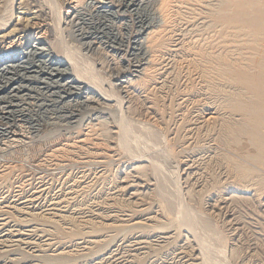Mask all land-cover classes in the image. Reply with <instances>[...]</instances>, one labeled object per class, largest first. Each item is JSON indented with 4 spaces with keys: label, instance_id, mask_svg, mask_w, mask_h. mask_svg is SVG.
Here are the masks:
<instances>
[{
    "label": "rangeland",
    "instance_id": "1",
    "mask_svg": "<svg viewBox=\"0 0 264 264\" xmlns=\"http://www.w3.org/2000/svg\"><path fill=\"white\" fill-rule=\"evenodd\" d=\"M0 1L4 5L10 0ZM228 1L225 5H219L220 0H187V2L186 0H165V3L164 0H57L60 11H62L61 17L68 23L67 30L63 31L59 43L65 51H69H67L68 53L76 51V60H79L77 62H80L84 68L87 66L86 70H92L91 83L99 89L102 88L101 91L104 90L102 92L108 93L111 104L110 107L85 106L79 102L77 97H65L60 93L59 96L62 95V98H57V88L54 87L56 84L52 85L53 80H48L45 76L40 75L35 79L33 78L30 81L31 84L29 83L30 93L27 92L28 96L25 97L24 103L30 105L23 106L30 111L26 112L29 115L25 117V122L18 123L14 129L0 119V222L2 224V222L7 221L6 225L0 226V264H264L263 210L254 203H244L245 206L240 204L239 206H242L243 209L234 206L236 209L239 208L238 211L233 205L231 206V203L223 204L229 192L235 191L233 193L239 194L243 189L234 179V174L237 173L238 169H241L239 166H244L243 170L248 167L249 170L247 168L245 171L250 173L252 177V182L248 186L250 189L246 188L245 190L251 191L252 188L256 187L253 190L259 195L264 193V187L261 188L257 185L264 181V169L262 170V167L256 165L248 156L242 155L241 157L233 148L220 142V136L223 133L221 126H223L224 121L229 120L231 123L237 121L238 123L242 119L238 113L231 110L230 104H233V98H229L231 101L227 102L229 100L226 93L242 87L241 83L234 80L233 77L237 74L230 64L233 62L232 59L243 61L251 58L249 56L253 54L255 45L246 44V40L251 33L253 35L258 31L257 24L251 22V16L264 10V0ZM111 2L113 3L111 4ZM100 6L104 7L102 10L108 12L109 18H114L110 19L111 22H106V25L109 24L113 27L105 29L99 24V21L107 19L102 18L104 16L101 14H98L101 18L94 14L93 8ZM216 8L224 11L229 10L230 12H226L228 19L213 15L211 12ZM74 16L78 17L77 20L73 19ZM93 20L98 24L91 28L89 26ZM164 21H167L165 22L167 24ZM46 24L48 25L49 22ZM47 25L45 26L44 23L40 22L32 11L16 10L13 24L6 32L0 33V64L4 62L10 64L9 58L23 54L29 45L38 46L40 51L37 52V55L40 60L53 56L49 42L55 38L51 35L49 37L52 30ZM170 25L171 27H169ZM228 26L232 27L229 29ZM152 30L158 32L156 42L149 40L151 38L148 34ZM250 31L251 33H249ZM261 32L263 31L257 33L262 35ZM222 33L227 35L223 36ZM234 34H239L242 37L237 36L238 40V38L233 37L236 36ZM244 34L247 35L244 36ZM116 36H120L121 40L123 39L121 43L116 41ZM208 37L213 39H208ZM150 41L156 45L154 46ZM225 41L232 45L228 43L227 47ZM205 42L210 48L206 47ZM207 48L209 52L211 50V54L216 55V58L219 56H217L218 53L221 54L217 63L222 67V70H225L229 65L230 67L227 69L229 72H233L229 73L227 69L226 72L223 71L221 81L222 79L231 81V83L229 80L222 81H226V85L222 88L224 91L220 88L216 90L217 92L208 89V84L204 81L206 79L203 78L201 71L193 65V58L196 55L193 52H197L198 49L199 51H203V49L207 51ZM245 48L250 49V51ZM242 51L247 56H244ZM230 54L233 55L232 58ZM238 56L241 57L238 58ZM223 58L227 60L228 65H224L226 60ZM212 64L207 63L206 68L211 66L210 69H212L215 66L213 62ZM147 65L151 66L150 69L146 67ZM137 66L140 68L136 69ZM143 69L145 71L141 75ZM135 70L138 73L134 72ZM224 72L229 76H224ZM213 73L212 70L209 75L212 76ZM42 80H46L50 84V87L48 86L49 91L44 89L45 84H37L38 81ZM120 81H126L124 84L127 85L132 84L138 94L121 92L120 86L123 84H120ZM243 91H245L246 99L251 97L247 89H243ZM248 94L250 96H247ZM229 113H231L232 119ZM100 115L101 117H99ZM208 116H211V119H208ZM207 121L210 122L207 123ZM85 138H89L87 139L88 142L84 141L85 147L77 151L75 144L77 145L80 139L86 140ZM66 144L70 145V148H74L73 154L55 157L54 152L60 147L62 148L63 145L67 146ZM91 146H94L92 150L90 149ZM52 155H55V158ZM48 157L50 158L47 160ZM230 159L232 160L230 161ZM227 163H230V168H227ZM139 164H145L146 169L142 168L143 170H138L137 173L131 172V169ZM250 164L259 171L255 173ZM162 177H166L164 178L166 181ZM147 179L150 181L148 182ZM251 180L249 179V182ZM129 181H134L133 184L138 183V187H140L138 188V196L128 197L124 187ZM159 189L161 191L164 189L166 192L163 191V193L165 192V194H162ZM168 193L169 195L166 196ZM190 194L191 198L189 197ZM172 198L174 199L172 200ZM28 199H32V201H24ZM167 200L168 204H172V202L174 204L166 206ZM119 203L122 205L120 206ZM170 211L172 212L170 213ZM223 215L224 217H222ZM233 216L235 217L233 218ZM32 220L34 221L32 222ZM144 221L146 222L144 223ZM133 222H135L134 224L139 222V228ZM149 223L150 225H148ZM7 225L8 227L5 228L4 226ZM251 232L253 233L251 234ZM138 245H141L142 248ZM255 251L257 252L255 253Z\"/></svg>",
    "mask_w": 264,
    "mask_h": 264
},
{
    "label": "bare ground",
    "instance_id": "2",
    "mask_svg": "<svg viewBox=\"0 0 264 264\" xmlns=\"http://www.w3.org/2000/svg\"><path fill=\"white\" fill-rule=\"evenodd\" d=\"M19 1V2H18ZM132 1V0H131ZM134 1V0H133ZM220 4L219 5H225L227 3L228 0H220ZM231 1V0H229ZM228 1V2H229ZM238 1V0H237ZM261 1V0H260ZM2 1H0V33L1 32H6L10 26L13 24V21L15 20V11L16 10H27V11H32L34 12V14L36 15V17L40 20V22L44 23L45 26L47 25L46 22H49V26L51 27V30L52 32L49 34V37L51 35V37L53 36L55 38V40L53 39L52 41L50 40V44H51V49L53 50V56L51 57H48L46 58L45 60H40V58H38V55H37V52L40 51V49H38L37 47L38 46H27L25 52L23 54H19V56H13L12 58H9V61L10 64H6L5 62L3 64H0V119L3 120L6 124H9L10 128H14V126L18 125V123H22V121H24L25 117H28L29 114H27L26 112H29L27 109L24 108L23 105H30V104H26L24 103V99L26 96H28L27 94L30 93V81L33 80V78L35 79L36 77L40 76V75H43L46 77V79L48 80H53L52 81V85L56 84L54 87L57 88V98H62L61 96H59V93L60 94H63V96L65 97H71L73 98L74 97H77L80 101V103L82 105H94V106H109L111 104V99L108 97V93H105V92H102L104 90L101 91V89L97 88L96 85H94L93 83H91V73H92V70L89 71L88 69L86 70V68H84V66H82L80 64V62L78 63L77 61H79L78 59L76 60V55H75V52H70L68 53L67 51H65V49H63V46L59 43L60 42V38H61V35L63 33V31L66 29V27H68V23H66V21H64V19L61 17V13L62 11H60V7H59V4L57 2V0H10L9 2H6V4L2 5L1 4ZM163 2V1H162ZM187 2V0H186ZM195 2V1H193ZM218 2V1H217ZM18 3V4H17ZM113 2H111L112 4ZM164 3H165V0H164ZM163 3V5L165 6V4ZM242 3V2H241ZM248 3V2H247ZM256 3V2H255ZM110 4V3H109ZM110 4V6H111ZM129 4V3H128ZM190 4V3H189ZM249 4V3H248ZM257 4V3H256ZM258 4H260L258 2ZM2 5V6H1ZM17 5V7H15ZM101 5V4H100ZM116 5V4H115ZM160 5V4H158ZM176 5V4H175ZM179 5V4H178ZM188 5V3H187ZM200 5V4H199ZM206 5V4H205ZM209 5V4H208ZM219 5H216V6H219ZM89 6V5H88ZM109 6V7H110ZM113 6V5H112ZM170 6V5H169ZM183 6V5H182ZM230 6V5H229ZM233 6V5H232ZM243 6V5H242ZM250 6H252L250 4ZM255 6V5H254ZM160 7V6H159ZM222 7V6H221ZM228 7V6H227ZM249 7V6H248ZM95 8V7H94ZM93 8V11H94V14H101L102 18H107L106 20H102V21H99V24L103 27L106 28H110V27H113V26H109V24L106 25V22L110 21V19H114V18H109L108 16V12L102 10L104 7H97L94 9ZM162 8V7H161ZM165 8V7H164ZM177 8V7H176ZM195 8V7H194ZM197 8V7H196ZM201 8V7H200ZM199 8V9H200ZM212 8V7H211ZM215 8V7H214ZM232 8V7H231ZM159 9V8H158ZM166 9V8H165ZM186 9V8H185ZM218 9V8H216ZM215 9V10H216ZM230 9V8H229ZM167 10V9H166ZM170 10V9H169ZM213 10L211 13L215 16H218L222 19H228L227 18V14L226 12L228 11H224V10H221V9H218V10ZM227 10V9H226ZM259 10V9H258ZM261 10V9H260ZM50 11V12H49ZM163 11V9H162ZM184 11V10H182ZM115 12V11H113ZM161 12V11H160ZM167 12V11H166ZM165 12V13H166ZM169 12V11H168ZM171 12V11H170ZM202 12V11H201ZM206 12V11H205ZM230 12V11H229ZM246 12V11H245ZM118 13V12H117ZM163 13V12H162ZM176 13V12H174ZM181 13V12H180ZM184 13V12H183ZM186 13V12H185ZM234 13V12H232ZM182 14V13H181ZM188 14V13H187ZM195 14V13H194ZM210 14V13H208ZM211 14V15H212ZM112 15V14H111ZM161 15V14H160ZM185 15V14H184ZM252 15V14H251ZM73 16V15H72ZM99 16V15H98ZM183 16V15H182ZM249 16V15H247ZM100 17V16H99ZM167 17V16H166ZM170 17V16H169ZM77 16H74L73 19L77 20ZM96 18V17H95ZM101 18V17H100ZM171 18V17H170ZM184 18V17H183ZM69 19V18H68ZM185 19H187L185 17ZM239 19V18H238ZM87 20V19H86ZM92 20V19H91ZM98 20V18H97ZM94 21V20H93ZM91 21V25L89 27L91 28H94L98 23H96L95 21L93 22ZM171 21V20H170ZM186 21V20H185ZM111 22V21H110ZM113 22V21H112ZM167 22V21H164V23ZM179 22V21H178ZM200 22V21H199ZM210 22V21H209ZM251 22L257 24V28H258V31L257 32H260V31H263L261 33H263L262 35L260 33H257L255 31V33H251V31L249 33L250 36H248V39L246 40V44L248 45H255V49L253 50V54H250L249 57H251L249 60L247 58V60H243L245 62H243L241 59L238 60V61H234L231 63V61H229L231 64V68L235 71V74H237V76L233 77L235 81L241 83L242 87H239L235 90H231L232 92H227L226 94L228 95V100L229 98H233V104H230L231 105V110H233L235 113H238L241 118V121L237 123H231V121L229 120H226L222 121V135L220 136V139L222 142L223 145H227V147L229 146L230 148H233L234 151H236L237 153H239V156L242 157V155H245L248 156L249 159H251L253 162L256 163V165L260 166V168L263 170L264 169V10H261L257 13H255L254 16H251ZM189 23V22H188ZM193 23V21H192ZM197 23V22H196ZM206 23V22H205ZM241 23V22H240ZM250 23V22H249ZM167 24V23H165ZM164 24V25H165ZM210 24V23H209ZM212 24V22H211ZM210 24V25H211ZM47 25V26H48ZM77 25V24H76ZM112 25V23H111ZM118 25V24H117ZM214 25V24H213ZM217 25V24H216ZM223 25V24H222ZM226 25V24H225ZM232 25V24H231ZM193 26V25H192ZM224 26V25H223ZM83 27V26H82ZM171 27V25L169 26ZM173 27V26H172ZM229 27V26H228ZM232 27V26H230ZM229 27V29H230ZM242 27V26H241ZM158 28V27H157ZM155 28V29H157ZM177 28V27H176ZM190 28V27H189ZM211 28V27H210ZM237 28V27H236ZM236 28H233V29H236ZM104 29V28H103ZM104 29V30H105ZM154 29V28H153ZM220 29V28H219ZM238 29V28H237ZM242 29V28H241ZM245 29V28H244ZM246 29H249L246 27ZM245 29V31H246ZM67 30V29H66ZM171 30V29H170ZM176 30V29H175ZM174 30V31H175ZM179 30V29H178ZM203 30V29H201ZM210 30V29H209ZM218 30V29H217ZM222 30V28L220 29ZM232 30V29H231ZM230 30V31H231ZM168 31V30H167ZM207 31V30H206ZM228 31V32H230ZM235 31V30H234ZM237 31V30H236ZM238 31H240V29H238ZM237 31V32H238ZM50 32V31H49ZM171 32V31H170ZM185 32V31H184ZM217 32V31H216ZM53 33V34H52ZM158 32L155 30H152L150 32L149 35V40H153V41H157V34ZM160 33V32H159ZM182 33V32H181ZM186 33V32H185ZM189 33V32H188ZM193 33V32H192ZM207 33V32H206ZM213 33V32H212ZM220 33V32H219ZM239 33V32H238ZM242 33V31H241ZM247 33V32H246ZM129 34V33H128ZM147 34V33H146ZM178 34V33H177ZM197 34V33H196ZM221 34V33H220ZM229 34V33H228ZM187 35V34H186ZM201 35V34H200ZM222 35L224 36L225 34L222 33ZM227 35V34H226ZM225 35V36H226ZM231 35V34H230ZM236 36H233L234 38L236 37V39L238 37H242L240 36L239 34H234ZM247 35V34H244V36ZM164 36V35H163ZM162 36V37H163ZM170 36V34H169ZM182 36V35H181ZM199 36V35H198ZM203 36V35H202ZM207 36V35H206ZM238 36V37H237ZM63 37V36H62ZM196 37V36H195ZM231 37V36H229ZM92 38V37H91ZM96 38V37H95ZM181 38V37H180ZM212 38V37H210ZM208 37V39H210ZM224 38V37H223ZM116 41H119L121 43V38L120 36L117 37L116 36ZM146 39V38H145ZM161 39V38H160ZM169 39V38H168ZM174 39V38H173ZM213 39V38H212ZM225 39V38H224ZM227 39V37H226ZM229 39V38H228ZM59 40V41H58ZM62 40V39H61ZM95 40V39H94ZM148 40V41H149ZM164 40V39H163ZM167 40V39H166ZM187 40V39H186ZM193 40V39H192ZM196 40V39H195ZM223 40V39H222ZM232 40V39H231ZM239 40V38H238ZM242 40V39H241ZM58 41V42H57ZM97 41V40H96ZM147 41V40H146ZM153 41H150L151 44H154ZM194 41V40H193ZM217 41V40H216ZM230 41V40H228ZM244 41V40H243ZM62 42V41H61ZM118 42V43H119ZM169 42V40H168ZM178 42V41H177ZM181 42V41H180ZM187 42V41H186ZM185 42V43H186ZM232 42V41H231ZM100 43V41H99ZM128 43V42H127ZM137 43V42H136ZM171 43V42H170ZM196 43V41H195ZM206 43V42H205ZM209 43V42H208ZM222 43V42H221ZM224 43V42H223ZM222 43V44H223ZM228 43L230 42H227L225 41V44H227V47H228ZM233 43V42H232ZM241 43V42H240ZM41 44V43H40ZM92 44V43H91ZM160 44V43H159ZM182 44V43H181ZM192 44V43H191ZM198 44V43H197ZM210 44V43H209ZM235 44V43H234ZM233 44V46H234ZM237 44V43H236ZM242 44V43H241ZM65 45V43H64ZM156 44H154L155 46ZM167 45V44H166ZM171 45V44H170ZM196 45V44H195ZM206 47H208L209 45L206 43ZM230 45H232L230 43ZM152 46V45H151ZM150 46V47H151ZM163 46V45H162ZM189 46V45H188ZM217 46V45H216ZM237 46V45H236ZM241 46V45H240ZM26 47V46H25ZM69 47V46H68ZM68 47H66L68 49ZM198 47V46H197ZM226 47V46H224ZM230 47V46H229ZM238 47V46H237ZM243 47H246V46H243ZM141 48V47H140ZM170 48V47H169ZM194 48V47H193ZM196 48V47H195ZM200 48V46H199ZM210 48V47H208ZM207 48V51H199V49L197 50V52H193V53H196L195 55V58H193L194 60V67L198 70L201 71L202 75H203V78L206 79L204 81H206V83L208 84V89L210 88V90L212 91H215L217 92L216 90H218L219 88L222 89L224 87V85H226V81H228L227 79H222L223 80H226L225 82H222L221 81V78H222V75H223V71H225L228 67H230L228 64H227V60L224 59L225 55L224 56V60H226V63L224 65H228L227 68L225 70H222V67L219 66V64L217 63V61L219 60V57L221 54L218 53L217 56L219 57H215L216 55H214V53H210L208 51L209 49ZM222 48V47H221ZM249 48V47H248ZM88 49V48H87ZM190 49V48H189ZM197 49V48H196ZM214 49V48H212ZM224 49V48H223ZM223 49L221 51L222 55L224 54L223 53ZM228 49V48H226ZM232 49V48H231ZM234 49V48H233ZM237 49V48H236ZM242 49V48H241ZM246 49V48H245ZM45 50V49H44ZM149 50V49H148ZM169 50V49H168ZM172 50V49H171ZM221 50V49H219ZM238 50V49H237ZM247 51H250V49H246ZM245 50V51H246ZM134 51V50H133ZM140 51V50H138ZM146 51V50H145ZM154 51V50H153ZM191 51V49H190ZM214 51V50H213ZM226 51V50H225ZM228 51V50H227ZM234 51V50H233ZM252 51V49H251ZM136 52V51H135ZM134 52V53H135ZM156 52V51H155ZM167 52V51H166ZM188 52V51H187ZM210 53V54H207V53ZM220 52V51H219ZM239 52V50L237 51ZM244 51H242L243 53ZM151 53V52H150ZM154 53V52H153ZM164 53V52H163ZM191 53V52H190ZM192 53V54H193ZM226 53V52H225ZM231 53V52H229ZM234 53V52H233ZM236 53V52H235ZM241 53V52H240ZM241 53V54H242ZM250 53V52H249ZM42 54V53H41ZM170 54V53H169ZM176 54V53H175ZM216 54V53H215ZM245 54V55H244ZM244 56H247L246 53L244 52ZM248 54V53H247ZM149 55V54H148ZM156 55V54H155ZM159 55V54H158ZM157 55V56H158ZM174 55V53H173ZM186 55V54H185ZM231 55V54H230ZM235 55V54H234ZM240 55V54H238ZM47 56V55H46ZM49 56V55H48ZM111 56V55H110ZM152 56V55H151ZM172 56V55H171ZM189 56V55H188ZM229 56V54H228ZM99 57V56H98ZM107 57V56H106ZM153 57V56H152ZM151 57V58H152ZM223 57V56H222ZM227 57V56H226ZM233 57V55H231V58ZM241 57V56H240ZM238 56V58H240ZM105 58V57H104ZM150 58V57H149ZM184 58V57H182ZM230 58V56H229ZM236 58V57H234ZM111 59V58H110ZM167 59V58H166ZM174 59V58H173ZM186 59V58H185ZM89 60V59H88ZM161 60V59H160ZM221 60V59H220ZM236 60V59H235ZM183 61V59H182ZM189 61V59H188ZM83 62V61H82ZM114 62V61H112ZM153 62V61H152ZM155 62V61H154ZM157 62L158 59H157ZM212 62L214 63V69H210L209 68H206V65L207 63H211ZM178 63V62H177ZM220 63V62H219ZM222 63V62H221ZM220 63V64H221ZM115 64V63H114ZM165 64V63H164ZM168 64V63H167ZM172 64V63H171ZM175 64V63H174ZM192 64V63H191ZM93 65V64H92ZM105 65V64H104ZM108 65V64H107ZM139 65V64H138ZM151 65V64H149ZM158 65V64H157ZM160 65V64H159ZM182 65V64H181ZM184 65V64H183ZM190 65V64H189ZM213 65V64H212ZM143 66V65H141ZM145 66V65H144ZM167 66V65H166ZM174 66V65H173ZM147 68L150 69V67L147 65L146 66ZM208 67V66H207ZM91 68V67H90ZM105 68V67H104ZM136 69L140 68V66H137L135 67ZM145 69V68H144ZM143 69V72H141V75L142 73H144V70ZM172 70V69H171ZM182 70V69H181ZM213 70V75L210 76L209 75V72H212ZM228 70V69H227ZM147 71V70H146ZM158 71V70H157ZM180 71V70H179ZM183 71V70H182ZM134 72H137V70H135ZM173 72V71H172ZM226 72V71H225ZM224 72V76L225 75H228L229 74H225ZM229 72V70H228ZM119 73V72H118ZM171 73V72H170ZM200 73V72H199ZM229 73H233V72H229ZM136 74V73H135ZM189 74V73H188ZM212 74V73H211ZM97 75V74H96ZM148 75V74H147ZM187 75V74H186ZM198 75V74H197ZM140 76V75H139ZM146 76V75H145ZM94 77V76H93ZM135 77V76H134ZM149 77V76H148ZM152 77V76H151ZM150 77V79H151ZM182 77V76H181ZM189 77V76H188ZM232 77V75H231ZM40 78V77H39ZM102 78V77H101ZM172 78V77H171ZM185 78V77H184ZM196 78V77H195ZM224 78V77H223ZM226 78V77H225ZM230 78V77H229ZM54 79H56L57 81H55ZM146 79V78H144ZM149 80V78H147ZM164 79V77H163ZM178 79V77H177ZM199 79H202L199 77ZM232 80V82L234 81L232 78H230ZM95 80V79H94ZM147 80V81H148ZM162 80V78H161ZM202 80V81H203ZM58 81L61 83L58 84ZM146 81V83H147ZM230 81V80H229ZM48 82V81H47ZM46 82V80H42V81H38L37 84L39 85H46V87L44 89L48 90L49 91V87H50V84H48ZM108 82V81H107ZM110 82V81H109ZM130 82V81H129ZM135 82V81H133ZM137 82V81H136ZM151 82V81H149ZM167 82V80H166ZM172 82V81H171ZM30 83V84H29ZM51 83V82H50ZM101 83V82H100ZM111 83V82H110ZM120 84H123V86H120V90L121 92H124V93H136V89L135 87L131 84V85H127V84H124L126 83V81H123V82H119ZM153 83V82H152ZM187 83V82H186ZM189 83V82H188ZM199 83V82H198ZM231 83V81H230ZM235 83V82H233ZM17 84H20L17 86ZM33 84V83H32ZM99 84V83H98ZM143 84V82H142ZM149 84V83H147ZM177 84V83H176ZM223 86H222V85ZM105 85V84H104ZM135 85V84H134ZM137 85V84H136ZM141 85V84H140ZM158 85V84H157ZM169 85V84H168ZM189 85V84H188ZM196 85V84H195ZM35 86V85H34ZM49 86V87H48ZM145 86V85H144ZM151 86V85H150ZM181 86V85H180ZM204 86H205V83H204ZM207 86V85H206ZM33 87V86H32ZM148 87V86H147ZM162 87V86H161ZM196 87V86H195ZM199 87V86H197ZM203 87V86H202ZM236 87V86H235ZM49 88V89H48ZM138 88V87H137ZM146 88V87H145ZM153 88V87H152ZM171 88V87H170ZM186 88V87H185ZM193 88V87H192ZM228 88V87H227ZM232 88V87H231ZM32 89V88H31ZM39 90H41V88L38 87ZM43 89V88H42ZM104 89V88H103ZM206 89V88H205ZM229 89V88H228ZM227 89V90H228ZM234 89V88H233ZM243 89H247L251 95L250 98L246 99V95H245V91H243ZM163 90V89H162ZM201 90V89H200ZM156 91V90H155ZM166 91V90H165ZM209 91V90H208ZM207 91V92H208ZM222 91H224L222 89ZM230 91V89H229ZM28 92V93H27ZM151 92V91H150ZM149 92V93H150ZM116 93V92H115ZM157 93V92H156ZM204 93V92H203ZM214 93V92H213ZM225 93V92H224ZM223 93V94H224ZM117 94V93H116ZM133 94V95H134ZM138 94V93H136ZM151 94V93H150ZM219 94V93H218ZM225 94V95H226ZM55 95V94H54ZM110 95V94H109ZM212 95V94H211ZM249 94L247 96H250ZM113 96V95H112ZM194 96V94H193ZM208 96V95H207ZM219 96V95H218ZM155 97V96H154ZM203 97V96H202ZM29 98V97H28ZM226 98V96H225ZM128 99V98H127ZM161 99V98H160ZM218 99V98H217ZM28 100V99H26ZM37 100V99H36ZM184 100V99H183ZM213 100V99H212ZM223 100V99H222ZM116 101V100H115ZM202 101V100H201ZM231 100L227 101V102H230ZM34 102V101H33ZM118 102V101H117ZM182 102V101H181ZM44 103V102H43ZM48 103V102H47ZM78 103V102H77ZM189 103V102H188ZM211 103V102H210ZM232 103V102H231ZM35 104V103H34ZM37 104V103H36ZM80 104V105H81ZM135 104V102H134ZM202 104V103H201ZM208 104V103H207ZM65 105V104H64ZM121 105V104H120ZM129 105V104H128ZM214 105V104H213ZM47 106V105H45ZM44 106V107H45ZM127 106V105H126ZM139 106V105H138ZM228 106V105H227ZM36 107V106H35ZM38 107V106H37ZM49 107V106H48ZM50 107H51V104H50ZM110 107V106H109ZM129 107V106H128ZM126 107V108H128ZM134 107V106H132ZM149 107V106H148ZM27 108V107H26ZM76 108V107H75ZM95 108V107H94ZM97 108V107H96ZM134 109V108H133ZM53 110V109H52ZM129 110V108H128ZM162 110V109H161ZM221 110V109H220ZM133 111V110H132ZM198 111V110H197ZM217 111V110H216ZM131 112V111H130ZM163 112V111H162ZM220 112V111H219ZM225 112V111H223ZM204 113V112H203ZM141 114V113H140ZM147 114V113H146ZM149 114V113H148ZM231 113H229L230 115ZM62 115V114H61ZM127 115V114H126ZM199 115V114H198ZM216 115V114H215ZM221 115V114H220ZM232 115H235V114H232ZM32 116V115H31ZM239 116V117H240ZM101 117V115L99 116ZM209 118L208 119H211V116H208ZM232 116L230 115V118ZM34 118V117H33ZM160 118V117H159ZM182 118V116H181ZM213 118V117H212ZM235 119V117H233ZM237 118V117H236ZM27 119V118H26ZM165 119V118H164ZM214 119V118H213ZM229 119V118H228ZM232 119V118H231ZM238 119V118H237ZM31 120V119H30ZM132 120V119H131ZM154 120V119H153ZM156 120V119H155ZM207 120V119H206ZM103 121V120H102ZM125 121V120H124ZM187 121V119H186ZM201 121V120H200ZM199 121V122H200ZM211 121V120H210ZM210 121H207L210 122ZM233 121V120H232ZM25 122V121H24ZM100 122V121H99ZM198 122V123H199ZM216 122V121H215ZM91 124V123H90ZM103 124V123H101ZM152 125V123H150ZM180 124V123H179ZM183 124V123H182ZM20 125V124H19ZM201 125V124H200ZM100 126V125H99ZM102 126V125H101ZM107 126V125H106ZM220 126V125H219ZM17 127V126H16ZM95 127V126H94ZM93 127V128H94ZM98 127V126H97ZM157 127V126H156ZM213 127V126H212ZM221 127H220V130H221ZM91 128V127H90ZM15 129V128H14ZM92 129V128H91ZM101 129V128H100ZM97 130V129H96ZM95 130V131H96ZM107 130V129H106ZM9 131V130H8ZM103 131V130H102ZM105 131V130H104ZM112 131V130H111ZM110 131V132H111ZM178 131V130H177ZM203 131V130H202ZM210 131V130H209ZM14 132V131H13ZM94 132V131H93ZM107 132V131H106ZM7 133V132H5ZM95 133V132H94ZM198 133V131H197ZM98 134V133H97ZM108 134V133H107ZM114 134V133H113ZM121 134V133H119ZM204 134V133H203ZM207 134V133H206ZM3 135V134H2ZM6 135V134H5ZM87 135V134H86ZM91 135V134H90ZM89 135V136H90ZM99 135V134H98ZM202 135V134H201ZM4 136V135H3ZM11 136V135H10ZM88 136V135H87ZM106 136V135H105ZM126 136V135H125ZM130 136V135H129ZM207 136V135H206ZM83 137V136H82ZM93 137V136H92ZM109 137V136H108ZM156 137V136H155ZM192 137V136H191ZM212 137V136H211ZM6 138V137H4ZM101 138V137H100ZM131 138V137H130ZM154 138V137H153ZM172 138V137H171ZM215 138V136H214ZM213 138V140H214ZM219 138V137H218ZM68 139V138H67ZM72 139V138H70ZM86 139V138H85ZM89 139V138H87ZM84 139H80L78 140L79 143L76 145L75 144V147L77 149V151H79L82 147H85V143L84 141L88 142ZM109 139V138H108ZM112 139V138H111ZM66 140V139H65ZM64 140V141H65ZM90 140H91V137H90ZM113 140V139H112ZM161 140V139H160ZM71 141V140H70ZM77 141V140H76ZM142 141V140H141ZM158 141V140H157ZM172 141V140H171ZM181 141V140H180ZM200 141V140H199ZM211 141V140H209ZM108 142V141H107ZM126 142V141H125ZM191 142V141H190ZM208 142V141H207ZM219 142V143H220ZM3 143V142H2ZM91 143V142H90ZM158 143V142H157ZM93 144V143H92ZM91 144V145H92ZM110 144V143H109ZM185 144V143H184ZM213 144V143H212ZM59 145V144H58ZM67 145V144H66ZM87 145V144H86ZM90 145V144H89ZM94 145V144H93ZM104 145V144H103ZM204 145V144H203ZM72 146V145H71ZM74 146V145H73ZM88 146V145H87ZM108 146V145H107ZM43 147V146H42ZM94 146H91L90 149L92 150ZM61 148V147H60ZM59 148V149H60ZM87 148V147H86ZM104 148V147H103ZM109 148V147H108ZM229 148V149H230ZM56 150L54 153H55V157L57 156H62L63 155H66V154H69V153H72V151H74V148H70V145L68 146H64L60 149V150ZM79 149V150H78ZM83 149V148H82ZM81 149V150H82ZM96 149V148H95ZM136 149V148H135ZM228 149V148H227ZM232 149V150H233ZM13 151V149H12ZM84 151H85V148H84ZM171 151V150H170ZM233 151V152H234ZM53 152V151H52ZM51 152V153H52ZM82 152V151H81ZM103 152V151H102ZM113 152V151H112ZM11 153V152H10ZM78 153V152H77ZM84 153V152H83ZM95 153V152H94ZM206 153V152H205ZM216 153V151H215ZM221 153V152H220ZM73 154V153H72ZM93 154V153H92ZM97 154V153H96ZM125 154V153H124ZM138 154V153H137ZM235 154V153H234ZM14 155V154H13ZM51 155V154H50ZM226 155V154H224ZM236 156H238L237 154H235ZM53 156V155H52ZM53 156V157H54ZM67 156V155H66ZM158 156V155H157ZM162 156V155H161ZM160 156V157H161ZM229 156H232V155H229ZM54 157V158H55ZM220 157V156H219ZM224 157V156H223ZM244 157V156H243ZM50 157L46 158L47 160L49 159ZM202 158V157H201ZM235 158V157H234ZM52 159V158H51ZM173 159V158H172ZM246 159V158H244ZM32 160V159H31ZM45 160V159H44ZM142 160V159H141ZM151 160V158H150ZM155 160V159H154ZM221 160V159H220ZM232 159H230L231 161ZM240 160L243 161L242 158H240ZM56 161V160H55ZM83 161V160H82ZM81 161V162H82ZM145 161V160H143ZM147 161V160H146ZM159 161V160H158ZM211 161V160H209ZM44 162V161H43ZM47 162V161H46ZM64 162V161H63ZM90 162V161H89ZM229 162V161H228ZM236 162V161H235ZM233 162V163H235ZM2 163V162H1ZM62 163V162H61ZM85 163V162H84ZM150 163V162H149ZM239 163V161H238ZM237 163V165L239 166V164ZM39 164V163H38ZM77 164V163H76ZM164 164V163H163ZM208 164V163H207ZM228 164V163H227ZM243 165H246L244 163H242ZM37 165V164H36ZM68 165V164H67ZM154 165V164H153ZM232 165V163H231ZM252 166V164H250ZM1 166V165H0ZM9 166V165H8ZM13 166V165H12ZM134 166V165H133ZM215 166V165H214ZM218 166V165H217ZM230 163L228 164V167L227 168H230ZM236 166V165H235ZM234 166V168H235ZM242 166V165H241ZM239 166V168L241 169H238L237 170V173L234 174L235 178L236 179V182H238V185H240L241 187H243V189L239 192V194H236V193H233L235 191H231L229 192V194H227V197L224 199L223 201V204H230L231 203V206L233 205V207H241L242 206H239L240 204H243L244 203H254V205L256 204V206L259 208H261L264 212V193L260 196L259 194H257L256 192H254L253 189H255L256 187L252 188L251 191H248V190H245L246 188H249V183L252 182V177L250 175V173H248L247 171L243 170L241 167ZM257 166V167H258ZM120 167V166H119ZM145 167V168H144ZM207 167V166H206ZM237 167V166H236ZM246 167V166H245ZM254 166H252L253 168ZM43 168V167H42ZM62 168V167H61ZM132 168V167H131ZM130 168V169H131ZM146 169V166L145 164H139L138 166H134L133 169H131V172H134V173H137L138 170L140 171L141 169ZM158 168V167H156ZM219 168V167H218ZM53 169V168H52ZM142 169V170H143ZM204 169V168H203ZM215 169V168H214ZM233 169V167H232ZM255 170V168H253ZM257 169V168H256ZM259 169V168H258ZM154 170V169H153ZM249 170V168L247 169ZM37 171V170H36ZM35 171V172H36ZM155 171V170H154ZM172 171V170H171ZM227 171V170H226ZM229 171V169H228ZM234 172V170H232ZM252 171V169H251ZM256 171H259V170H255V173ZM142 172V171H141ZM173 172V171H172ZM171 172V173H172ZM250 172V171H249ZM2 173V172H1ZM48 173V172H47ZM70 173V172H69ZM129 173V172H128ZM143 173V172H142ZM202 173V172H201ZM213 173V172H212ZM259 173V172H258ZM263 173V172H262ZM145 174V173H144ZM217 174V172H216ZM231 174V172H230ZM261 174V173H260ZM260 174H259V177H260ZM264 174V173H263ZM262 174V175H263ZM56 175V173H55ZM90 175V174H89ZM100 175V174H99ZM127 175V174H126ZM125 175V176H126ZM133 175V174H131ZM142 175V174H141ZM173 175V174H172ZM42 176V175H41ZM159 176V175H158ZM213 176V175H212ZM215 176V175H214ZM225 176V175H224ZM228 176V175H227ZM57 177V176H56ZM146 177V176H144ZM173 177V176H172ZM221 177V176H220ZM26 178V177H25ZM70 178V177H69ZM130 178V177H129ZM163 178V177H162ZM166 178V177H164ZM163 178V179H164ZM186 178V177H185ZM197 178V177H196ZM215 178V177H214ZM263 178V177H261ZM38 179V178H37ZM131 179V178H130ZM145 179V178H144ZM158 179V178H157ZM170 179V178H169ZM189 179V178H188ZM187 179V180H188ZM216 179V178H215ZM249 179L251 180L249 182ZM256 179V178H254ZM264 179V178H263ZM40 180V179H39ZM61 180V179H60ZM63 180V179H62ZM138 180V179H137ZM140 180V179H139ZM148 180V179H147ZM160 180V179H159ZM165 180V179H164ZM232 180V178H231ZM259 180V179H258ZM5 181V180H4ZM13 181V180H12ZM38 181V180H37ZM71 181V180H70ZM150 180H148L149 182ZM158 181V180H157ZM166 181V180H165ZM174 181V180H173ZM185 181V180H184ZM257 181V180H255ZM254 181V182H255ZM262 181V180H260ZM93 182V181H92ZM97 182V181H96ZM130 182V181H129ZM127 183L125 184L126 186L124 187L126 189V192L128 193V197L130 196V198H133V197H136L138 196V193H139V190L138 188V183H134V181L130 182V183ZM138 182V181H137ZM164 182V181H163ZM234 182V181H233ZM1 183V182H0ZM62 183V182H61ZM140 183V182H139ZM159 183V181H158ZM166 183V182H165ZM164 183V184H165ZM171 183V181H170ZM222 183V182H221ZM232 183V182H231ZM258 183V181L256 182ZM51 184V183H50ZM54 184V183H52ZM96 184V183H95ZM123 184V183H122ZM160 184V183H159ZM169 184V183H167ZM173 184V183H172ZM179 184V183H178ZM10 185V184H9ZM63 185V184H62ZM70 185V184H69ZM87 185V184H86ZM112 185V184H111ZM184 185V184H183ZM255 185V184H254ZM253 185V186H254ZM258 186H261V188L264 187V181H262V183H259L257 184ZM22 186V185H21ZM72 186V185H71ZM121 186V185H120ZM140 186V185H139ZM169 186V185H168ZM222 186V185H221ZM229 187V185H227ZM252 186V187H253ZM34 187V186H33ZM43 187V186H42ZM113 187V186H112ZM160 187H163L162 185H160ZM159 187V188H160ZM165 187H166V184H165ZM172 187V186H171ZM231 187V186H230ZM26 188V187H25ZM59 188V187H58ZM111 188V187H110ZM121 188V187H120ZM151 188V187H150ZM167 188V187H166ZM234 188V187H233ZM235 188H236V185H235ZM258 188V187H257ZM260 188V187H259ZM29 189V187H28ZM36 189V188H35ZM57 189V188H56ZM115 189V188H114ZM161 189V188H160ZM159 189V190H160ZM172 189V188H171ZM170 189V190H171ZM178 189V188H177ZM230 189V188H229ZM250 189V188H249ZM69 190V189H68ZM91 190V189H90ZM142 190V189H141ZM167 190V189H166ZM169 190V189H168ZM179 190V189H178ZM190 190V189H189ZM240 190V188H239ZM245 190V191H244ZM4 191V190H3ZM38 191V190H37ZM42 191V190H41ZM64 191V190H63ZM71 191V190H70ZM84 191V190H83ZM161 191V190H160ZM159 191V193H160ZM163 191H165L163 189ZM162 194H165V192ZM7 192V191H6ZM35 192V191H33ZM43 192V191H42ZM114 192V191H113ZM148 192V191H146ZM173 192V191H172ZM223 192V191H222ZM258 192V191H257ZM41 193V192H40ZM71 193V192H70ZM82 193V192H81ZM85 193V191H84ZM124 193V192H123ZM142 193V192H141ZM140 193V194H141ZM188 193V192H187ZM208 193V192H207ZM261 193V192H260ZM42 194V193H41ZM66 194V193H64ZM126 194V193H125ZM139 194V195H140ZM161 194V195H162ZM174 194V193H173ZM192 194V192H191ZM191 194L189 195V197L191 196ZM85 195V194H84ZM89 195V194H88ZM95 195V194H94ZM111 195V194H110ZM144 195V193H143ZM150 195V194H149ZM168 194H166V196H168ZM171 195V194H170ZM187 195V194H185ZM25 196V195H24ZM58 196V195H57ZM55 196V197H57ZM61 196V195H60ZM165 196V195H164ZM175 196V195H174ZM201 196V195H200ZM217 196V195H216ZM9 197V196H8ZM77 197V196H76ZM92 197V196H91ZM117 197V196H116ZM142 197V195H141ZM145 197V196H144ZM171 197V196H170ZM6 198V197H5ZM12 198V197H11ZM18 198V197H17ZM37 198V197H36ZM85 198V197H84ZM96 198V197H95ZM105 198V197H104ZM127 198V197H126ZM191 198V197H190ZM203 198V197H202ZM224 198V197H222ZM261 198V199H260ZM26 199V198H25ZM59 199V198H58ZM72 199V198H70ZM86 199V198H85ZM107 199V198H106ZM138 199H140L138 197ZM164 199V198H163ZM166 199V198H165ZM174 198H172L173 200ZM200 199V198H199ZM22 200V199H21ZM62 200V199H61ZM76 200V199H75ZM93 200V199H92ZM91 200V201H92ZM105 200V199H104ZM112 200V198H111ZM134 199H132L133 201ZM141 200V199H140ZM149 200V199H148ZM170 202H171V199L169 198ZM183 200V199H182ZM195 200V199H194ZM193 200V201H194ZM218 200V199H217ZM1 201V200H0ZM24 201H32L31 200H24ZM22 201V202H24ZM67 201V200H66ZM86 201V200H85ZM97 201V200H96ZM100 201V200H99ZM135 201V200H134ZM142 201V200H141ZM147 201V200H146ZM163 201V200H162ZM165 201V200H164ZM216 201V200H215ZM55 202V201H54ZM72 202V201H71ZM76 202V201H75ZM117 202V201H116ZM130 202V201H129ZM136 202H137V199H136ZM135 202V203H136ZM139 202V200H138ZM38 203V202H37ZM63 203V202H62ZM68 203V202H67ZM82 203V202H81ZM85 203V202H84ZM107 203V202H106ZM140 203V202H139ZM162 203V202H161ZM29 204V203H28ZM43 204V203H42ZM46 204V203H45ZM103 204V203H102ZM105 204V203H104ZM120 204V203H119ZM142 204V202H141ZM163 204V203H162ZM166 204V203H165ZM171 204V203H169ZM168 204V200H167V205ZM174 203L172 202L171 205H173ZM196 204V203H195ZM23 205V204H21ZM27 205V204H26ZM25 205V206H26ZM49 205V204H48ZM69 205V204H68ZM87 205V204H86ZM109 205V204H108ZM122 204H120L121 206ZM126 205V204H125ZM170 205V206H171ZM246 205V204H245ZM244 205V206H245ZM28 206V205H27ZM57 206V205H56ZM99 206V205H98ZM106 206V205H105ZM131 206V205H130ZM165 206V207H166ZM215 206V205H214ZM13 207V206H12ZM59 207V206H58ZM91 207V206H90ZM138 207V205H137ZM216 207V206H215ZM214 207V208H215ZM228 207V206H226ZM234 207V208H235ZM253 207V206H252ZM251 207V208H252ZM53 208V207H52ZM60 208V207H59ZM65 208V207H64ZM78 208V207H77ZM169 208V207H168ZM167 208V209H168ZM212 208V207H211ZM46 209V208H45ZM55 209V208H54ZM57 209V208H56ZM67 209V208H66ZM80 209V208H79ZM96 209V208H95ZM165 209V208H164ZM173 209V208H172ZM236 209V208H235ZM239 209V208H238ZM238 209H236L238 211ZM243 209V208H242ZM260 209V210H261ZM37 210V209H36ZM69 210V209H68ZM89 210V209H88ZM105 210V209H104ZM136 210V208H135ZM138 210V209H137ZM169 210V209H168ZM64 211V210H63ZM155 211V210H154ZM176 211V210H175ZM199 211V210H198ZM213 211V210H212ZM224 211V210H223ZM245 211V210H244ZM252 211V210H251ZM41 212V211H40ZM71 212V211H70ZM172 211H170L171 213ZM220 212V211H219ZM235 212V211H234ZM241 212V211H240ZM262 212V211H261ZM48 213V212H47ZM67 213V212H66ZM69 213V212H68ZM85 213V212H84ZM102 213V212H101ZM150 213V212H149ZM210 213V212H209ZM226 213V212H225ZM231 213V212H230ZM251 213V212H250ZM40 214V213H39ZM63 214V213H62ZM88 214V213H87ZM110 214V213H109ZM112 214V213H111ZM110 214V215H111ZM146 214V213H145ZM157 214V213H156ZM177 214V213H176ZM211 214V213H210ZM209 214V215H210ZM242 214V213H241ZM25 215V214H24ZM43 215V214H41ZM103 215V214H102ZM126 215V214H125ZM144 215V214H143ZM188 215V214H187ZM203 215V214H202ZM245 215V214H244ZM62 216V215H61ZM67 216V215H66ZM75 216V215H74ZM107 216V215H106ZM162 216V215H161ZM217 216V215H215ZM111 217V216H110ZM113 217V216H112ZM117 217V216H116ZM224 217V215L222 216ZM235 216H233L234 218ZM244 217V216H243ZM63 218V217H62ZM70 218V217H69ZM67 218V219H69ZM78 218V217H77ZM95 218V217H94ZM93 218V219H94ZM124 218V217H123ZM158 218V217H157ZM189 218V217H188ZM194 218V217H193ZM249 218V217H248ZM64 219V218H63ZM130 219V218H129ZM153 219V218H152ZM163 219V218H162ZM198 219V218H197ZM203 219V218H202ZM241 219V218H240ZM262 219V218H261ZM264 219V218H263ZM2 220V219H1ZM30 220V219H29ZM62 220V219H61ZM106 220V219H105ZM147 220V219H146ZM149 220V219H148ZM151 220V218H150ZM194 220V219H193ZM230 220V219H229ZM254 220H257V219H254ZM13 221V220H12ZM34 220H32L33 222ZM79 221V220H78ZM81 221V220H80ZM88 221V220H87ZM195 221V220H194ZM202 221V220H201ZM205 221V220H204ZM7 222V221H6ZM6 222H0V226L2 227V225H6ZM37 222V221H36ZM63 222V221H62ZM124 222V221H123ZM136 222V221H135ZM133 222V224L135 223ZM140 222V221H139ZM138 222V224H139ZM146 221H144L145 223ZM198 222V221H197ZM230 222V221H229ZM238 222V221H237ZM252 222V221H251ZM250 222V223H251ZM254 222V221H253ZM264 222V221H263ZM45 223V222H44ZM96 223V222H95ZM137 223V222H136ZM214 223V222H213ZM9 224V223H8ZM84 224V223H83ZM138 224H134L136 226H138ZM141 224V223H140ZM203 224V223H202ZM210 224V223H209ZM208 224V226H209ZM249 224V223H248ZM15 225V224H14ZM81 225V224H79ZM95 225V224H94ZM126 225V224H125ZM150 225V223L148 224ZM193 225V224H192ZM228 225V224H227ZM233 225V224H232ZM60 226V225H59ZM84 226V225H83ZM101 226V225H100ZM132 226V224H131ZM130 226V227H131ZM144 226V225H143ZM142 226V228H143ZM146 226V225H145ZM161 226V225H160ZM188 226V225H187ZM197 226V225H196ZM205 226V225H204ZM213 226V225H211ZM230 226V225H229ZM253 226V225H252ZM5 228L8 227L7 226H4ZM3 227V228H4ZM106 227V226H105ZM109 227V226H108ZM147 227V226H146ZM190 227V226H189ZM247 227V226H246ZM258 227V226H256ZM4 228V229H5ZM72 228V227H71ZM82 228V227H81ZM100 228V227H99ZM98 228V229H99ZM117 228V226H116ZM121 228V227H119ZM139 228V226H138ZM145 228V227H144ZM160 228V227H159ZM209 228V227H208ZM207 228V230H208ZM248 228V227H247ZM251 228V227H250ZM255 228V227H254ZM74 229V228H73ZM114 229V228H113ZM126 229V228H125ZM124 229V231H125ZM132 229V228H131ZM206 229V227H205ZM211 229V228H209ZM213 229V228H212ZM260 229V228H259ZM258 229V231H259ZM77 230V229H76ZM105 230V229H104ZM174 230V229H173ZM188 230V228H187ZM247 230V229H246ZM251 230V229H250ZM249 230V231H250ZM254 230V229H253ZM13 231V230H12ZM21 231V230H20ZM42 231V230H41ZM93 231V230H92ZM112 231V230H111ZM194 231V230H193ZM210 231V230H209ZM214 231V229L212 230ZM10 232V231H9ZM17 232V231H16ZM34 232V231H33ZM122 232V231H121ZM22 233V232H21ZM56 233V232H55ZM80 233V232H79ZM211 233V232H209ZM253 232H251L252 234ZM3 234V233H2ZM10 234V233H9ZM143 234V233H142ZM149 234V233H148ZM195 234V233H194ZM216 234V233H215ZM232 234V233H231ZM21 235V234H20ZM38 235V234H37ZM88 235V234H87ZM97 235V234H96ZM241 235V234H240ZM213 236V235H212ZM245 236V235H244ZM252 236V235H251ZM216 237V236H215ZM253 237V236H252ZM257 237V236H256ZM249 238V237H248ZM262 238V237H261ZM10 239V238H9ZM87 239V238H86ZM106 239V238H105ZM215 239V238H214ZM219 239V237H218ZM237 239V238H236ZM256 239V238H255ZM14 240V239H13ZM202 240V239H201ZM209 240V239H208ZM213 240V239H212ZM258 240V239H257ZM260 240V239H259ZM87 241V240H86ZM264 241V240H262ZM85 242V241H84ZM101 242V241H100ZM254 242V241H253ZM26 243V242H25ZM34 243V242H33ZM109 243V242H108ZM139 244V242H137ZM195 243V242H194ZM218 243V242H217ZM224 243V242H223ZM142 244V243H141ZM226 244V243H224ZM231 244V243H230ZM13 245V244H12ZM41 245V244H40ZM49 245V243H48ZM218 245V244H217ZM81 246V245H80ZM139 246V245H138ZM137 246V247H138ZM182 246V245H181ZM224 246V245H223ZM17 247V246H16ZM48 247V246H47ZM89 247V246H88ZM111 247V246H110ZM139 247L142 248V246L140 245ZM183 247V246H182ZM186 248V247H185ZM218 248V247H216ZM222 248V247H220ZM263 248V247H262ZM83 249V248H82ZM140 249V248H139ZM188 249V248H187ZM200 249V247H199ZM78 250V249H77ZM81 250V249H80ZM113 250V249H112ZM117 250V249H116ZM180 250V249H179ZM214 250V249H213ZM87 251V250H86ZM230 251V250H229ZM116 252V251H115ZM207 252V251H206ZM257 251H255L256 253ZM75 253V252H74ZM189 253V252H188ZM201 253V252H200ZM221 253V252H220ZM224 253V252H223ZM264 253V252H263ZM119 254V253H118ZM129 254V253H128ZM208 254V253H207ZM252 254V253H251ZM133 255V254H132ZM176 255V254H175ZM216 255V254H215ZM109 257V256H108ZM206 257V256H205ZM105 258V257H104ZM182 258V257H181ZM138 259V258H137ZM202 259V258H201ZM204 259V257H203ZM255 259V258H254ZM206 260V259H205ZM121 261V260H120ZM167 261V260H166ZM191 261H193L191 259ZM203 261V260H202ZM213 261V260H212ZM127 262V260H126ZM132 262V261H131ZM172 263V262H171ZM193 263V262H192ZM194 263H195V260H194ZM260 264V263H259Z\"/></svg>",
    "mask_w": 264,
    "mask_h": 264
}]
</instances>
